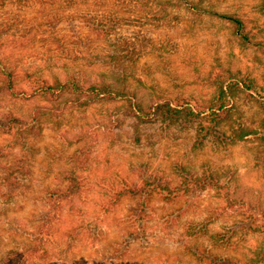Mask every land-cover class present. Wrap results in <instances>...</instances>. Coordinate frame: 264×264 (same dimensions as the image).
<instances>
[{
  "label": "rangeland",
  "instance_id": "obj_1",
  "mask_svg": "<svg viewBox=\"0 0 264 264\" xmlns=\"http://www.w3.org/2000/svg\"><path fill=\"white\" fill-rule=\"evenodd\" d=\"M0 24V74L12 73L21 89L25 72L86 71L94 80L124 76L125 88L146 107L177 99L205 107L221 76L256 87L239 85L214 135L202 141L198 121L167 130L159 120L136 126L116 101L41 116L39 130L24 138L22 128L0 132V258L30 242L48 191L65 185L70 157L87 141L90 160L80 172L87 192L56 222L45 242L48 258L12 264H209L188 249L223 260L264 248L257 233L240 231L227 245L211 238L238 226L246 203L264 207V100L256 92L264 88V0H4ZM95 26L107 31L100 36ZM38 107L50 103L0 93V124ZM246 129L243 139L234 136ZM8 168L21 174L13 191L3 182ZM183 168L218 174L242 206L222 213L224 201L209 190L174 202L154 195L140 217L136 198L109 212L101 207L121 179L176 177Z\"/></svg>",
  "mask_w": 264,
  "mask_h": 264
},
{
  "label": "trees",
  "instance_id": "obj_2",
  "mask_svg": "<svg viewBox=\"0 0 264 264\" xmlns=\"http://www.w3.org/2000/svg\"><path fill=\"white\" fill-rule=\"evenodd\" d=\"M3 3L4 0H0V4ZM234 23L239 27V21H234ZM1 26L0 24V28ZM93 29L100 36L104 31H107V29H99L98 26ZM106 76L102 74L97 80H94L90 78L86 71L66 74L64 77L56 75L43 77L36 72H25L21 80L25 89H21L18 88L17 78L12 73L0 74V93L19 97L22 100L38 97L50 103V108H36L31 115H28V119L9 117L6 122L0 124V132L9 133L14 128H17V130L22 128V138H24V136L34 134L39 130L40 125L38 123L41 116H57L67 108L82 109L94 103L116 101L124 104L122 114L125 117L132 118L136 126L140 122L159 120L163 130H167L171 125L177 126L180 123L189 125L194 121H198V136L202 141L206 136L214 135L215 127L219 126L226 116L229 103L227 97L234 96L235 91L238 88L240 89L239 85H242L244 90H256L251 80L231 81L232 78L221 76L214 82L215 91L205 107L192 105L184 99H177L174 105L169 102H159L146 107L138 102L133 92L125 88L123 83H125L124 79L127 78L112 74L109 75L110 81H108ZM228 81L229 84L225 86ZM256 92L264 100V88L260 89V93ZM207 111L209 112L206 113ZM250 133L246 129L234 134V136L243 139L244 136ZM20 134L21 131L17 135ZM137 139L139 138L137 137ZM91 149L92 143L87 141L71 155V167L63 174L65 185L62 188L48 191L47 210L38 221L36 230L32 232L30 242L22 250L8 251L4 258H0V264H12L14 260L20 262L48 258V249L45 247V242L50 239L56 222L61 218L63 212L73 208L75 199L82 200L87 192L86 183L80 172L88 167ZM4 152V149L0 147V158L5 157ZM177 172L176 177L170 178L166 175L155 174V176H152L145 174L146 177L142 178L141 182L129 181L126 178L121 179L120 186L117 188L112 186L106 191L104 194L106 200L102 202L101 207L105 212H109L124 198H136L139 208L135 212H137V217H140L145 214L148 202L154 195L161 197L165 202H174L209 190L214 191L215 196L224 201L226 206H223L220 210L222 213L227 209L235 210L242 206V204L236 206V201L232 199L231 190L220 184L218 174L210 171L193 174L187 172L184 168L179 169ZM24 174L25 170L22 165V176ZM20 175L14 173L13 169L8 168L3 177V182L7 185L5 187L13 191V188H16L20 183ZM245 206L247 209L239 212L243 215V221L238 226L211 237L217 244L227 245L240 231L244 235L257 233L259 236L264 237V207L260 204L256 205V208L251 207L249 203H246ZM210 222L207 221V223ZM188 250L209 264H261L264 262V248L262 246H256L250 253L242 254L241 258L223 260L213 257L202 248H189Z\"/></svg>",
  "mask_w": 264,
  "mask_h": 264
}]
</instances>
